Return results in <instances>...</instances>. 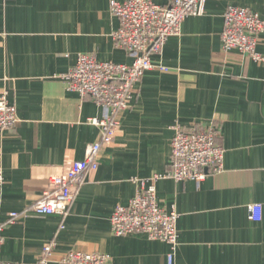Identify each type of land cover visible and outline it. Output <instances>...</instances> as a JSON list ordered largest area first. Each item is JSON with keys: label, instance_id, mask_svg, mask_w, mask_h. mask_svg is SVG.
<instances>
[{"label": "crops", "instance_id": "1", "mask_svg": "<svg viewBox=\"0 0 264 264\" xmlns=\"http://www.w3.org/2000/svg\"><path fill=\"white\" fill-rule=\"evenodd\" d=\"M168 5L170 0H151ZM264 18V0H208L189 16L145 73L131 106L119 114L99 168L83 174L69 215L33 210L49 178L63 175L101 138L92 120L107 111L68 89L58 74L81 53L131 64L116 45L120 21L110 0H0V95L8 91L18 124L0 130V260L34 263L56 241L55 258L71 250L107 253L113 264H169L170 244L143 233L117 236L111 218L135 195L134 178L170 169L174 126L216 125L224 168L205 180L156 183L161 207L179 213V245L171 264H264V63L223 49L224 13L231 6ZM264 54V35L257 47ZM165 66L162 70L158 66ZM262 205V220L249 206ZM12 212L19 216L11 222Z\"/></svg>", "mask_w": 264, "mask_h": 264}, {"label": "built area", "instance_id": "2", "mask_svg": "<svg viewBox=\"0 0 264 264\" xmlns=\"http://www.w3.org/2000/svg\"><path fill=\"white\" fill-rule=\"evenodd\" d=\"M207 1L170 0L168 5H158L151 0H110L111 13L120 21L119 28L113 33L114 40L118 47L133 56V61L122 64L81 53L67 72L57 75L66 82L69 90L90 96L107 114L92 120L100 126L102 133L99 141L88 146L85 158L74 161L65 174L49 178L42 197L33 206L36 213L58 214L64 218L69 215L73 200L83 184V174L99 168L100 151L113 141L120 125L119 114L131 106L135 89L145 73L157 67L152 56L163 51L171 36L181 34L187 17L203 15ZM263 35L264 18L258 13L234 5L226 9L221 33L225 51L237 50L256 62L264 63V54L257 49ZM18 122L16 106L10 102L8 91H4L0 95V130L14 128ZM174 129L170 169L149 178H134L137 185L135 195L127 205L117 206L111 218L112 230L117 236L143 233L151 240L170 244L169 264L173 262L179 245V213L175 208L166 210L160 206L156 183L162 178L199 183L223 170L225 152L218 141L216 125L185 131L177 124ZM4 181V171L0 166V185ZM249 209L252 220H262L261 204H252ZM10 216L14 222L19 213L12 212ZM4 241L3 225H0V249ZM56 246V241L45 244L34 263L0 260V264H113L110 254L80 250H71L56 259Z\"/></svg>", "mask_w": 264, "mask_h": 264}]
</instances>
